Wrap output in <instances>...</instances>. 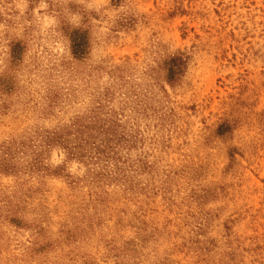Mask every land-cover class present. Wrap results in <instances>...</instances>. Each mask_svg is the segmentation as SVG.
Returning <instances> with one entry per match:
<instances>
[{"label":"rangeland","instance_id":"1","mask_svg":"<svg viewBox=\"0 0 264 264\" xmlns=\"http://www.w3.org/2000/svg\"><path fill=\"white\" fill-rule=\"evenodd\" d=\"M0 264H264V0H0Z\"/></svg>","mask_w":264,"mask_h":264}]
</instances>
